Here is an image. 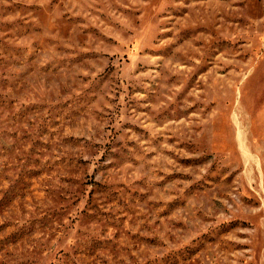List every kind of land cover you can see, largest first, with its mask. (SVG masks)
I'll return each mask as SVG.
<instances>
[{"label":"rangeland","instance_id":"1","mask_svg":"<svg viewBox=\"0 0 264 264\" xmlns=\"http://www.w3.org/2000/svg\"><path fill=\"white\" fill-rule=\"evenodd\" d=\"M0 264H264V0H0Z\"/></svg>","mask_w":264,"mask_h":264}]
</instances>
